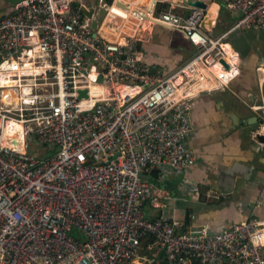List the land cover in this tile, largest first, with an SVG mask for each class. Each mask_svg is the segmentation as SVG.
I'll return each mask as SVG.
<instances>
[{"label":"built area","instance_id":"built-area-1","mask_svg":"<svg viewBox=\"0 0 264 264\" xmlns=\"http://www.w3.org/2000/svg\"><path fill=\"white\" fill-rule=\"evenodd\" d=\"M105 1L100 20L102 0H21L0 17V264H138L146 236L167 264H264L254 218L211 233L144 211L159 206L150 174L194 165L190 101L239 74L224 39L264 31V0H218L236 16L218 37L207 10L177 0ZM154 25L195 47L168 73L137 48ZM248 107L264 122L262 97Z\"/></svg>","mask_w":264,"mask_h":264},{"label":"crops","instance_id":"crops-1","mask_svg":"<svg viewBox=\"0 0 264 264\" xmlns=\"http://www.w3.org/2000/svg\"><path fill=\"white\" fill-rule=\"evenodd\" d=\"M152 1L136 4L147 6ZM204 1L208 4L207 20L213 23L209 34L218 37L228 30V18L234 14L216 0ZM225 42L237 53L235 59L238 54L242 57L238 62L240 72L225 89L202 92L190 101L191 131L187 144L195 151V163L186 173L165 170L150 174L159 206L146 203L144 211L152 219L178 218L187 226H202L211 233L254 218L261 222L264 250V150L263 143L253 139L256 132L264 133V122L259 112L248 107L249 103L261 102V74L256 67L264 62V57L253 49L244 52L231 41ZM138 45L142 58L164 73L186 62L195 51L182 33L158 25L146 28ZM260 48L264 49V45ZM253 116L256 119H251L250 124L238 123ZM152 240L153 237L146 236L141 241V248L150 255L140 256L142 260L149 259V264L160 257ZM138 264L144 262L139 259Z\"/></svg>","mask_w":264,"mask_h":264},{"label":"rangeland","instance_id":"rangeland-1","mask_svg":"<svg viewBox=\"0 0 264 264\" xmlns=\"http://www.w3.org/2000/svg\"><path fill=\"white\" fill-rule=\"evenodd\" d=\"M133 1V0H132ZM145 2V1H144ZM13 3H11L9 0H0V16L5 15L10 8H12ZM231 18H228V24H232L234 21H236V16L235 15H231ZM223 18L226 19L224 13H223ZM100 20V18H99ZM224 30V29H223ZM172 38L175 39L176 35H172ZM225 40L231 41L233 43V45L237 48L243 47L246 50L248 49H253L254 53H256L257 55L259 54L261 57H264V49L260 48L262 45H264V31H253V30H240L237 29L234 31V33H232L229 37L225 38ZM238 62H240L242 60V57H240V54H238ZM153 71H157L158 69L156 68H152ZM4 73V71H0V74ZM258 102V101H257ZM28 151H33V150H38V145H36L34 140H28ZM39 153H41V148H39L38 150ZM72 236L80 239V240H85L86 237L79 233V231L77 229H72L69 232ZM140 254L144 255L145 258L149 257V253L147 251H143V249L141 248L140 250ZM142 262H144V264H149V259L147 260H142Z\"/></svg>","mask_w":264,"mask_h":264},{"label":"water","instance_id":"water-1","mask_svg":"<svg viewBox=\"0 0 264 264\" xmlns=\"http://www.w3.org/2000/svg\"><path fill=\"white\" fill-rule=\"evenodd\" d=\"M11 3H16V2H19L21 0H9ZM177 2H179L180 4L182 5H185V6H191V7H198V8H201L203 10H207V7H208V4L207 2H205L204 0H177ZM105 3L106 1L105 0H102V3H101V7L99 8V18L101 19L104 14H105ZM88 6H90V4L88 3ZM84 13L88 16L91 15V10L89 11H85L83 10ZM189 8H186L185 9V12H184V17H187L189 15ZM210 21V20H208ZM97 27V21H93L92 22V28L95 29ZM139 45L137 46V48L139 49ZM260 93H261V97L262 99L264 100V81L261 83L260 87ZM85 94V90H81L80 91V95H84ZM251 119H256L255 116H253L252 118H250L249 120H239L238 123L240 124H247V123H251L253 120ZM253 139L255 141H257L258 143H263L262 144V150H264V133H260V132H256L253 136ZM20 150H22V147L19 146ZM162 255V253H160V256Z\"/></svg>","mask_w":264,"mask_h":264},{"label":"bare ground","instance_id":"bare-ground-1","mask_svg":"<svg viewBox=\"0 0 264 264\" xmlns=\"http://www.w3.org/2000/svg\"><path fill=\"white\" fill-rule=\"evenodd\" d=\"M132 1V0H131ZM145 0H133L132 2L134 3V4H136V3H142V2H144ZM107 18H109V17H107ZM225 48H226V50H228V52L231 54V55H233V59L235 60V58H236V56H235V54H234V51L232 50V48L228 45V44H226L225 45ZM219 67V65L218 64H215L214 66H213V69L214 70H216L217 68ZM8 74L7 73H1L0 74V82H3V83H5V82H11V81H9L10 80V78H8ZM25 91H27V89L25 90ZM13 128V129H12ZM14 128H19V126L17 125V124H15L14 122H9L8 123V126H7V129L9 130V131H11V134H14V136H16V134H15V131H14Z\"/></svg>","mask_w":264,"mask_h":264},{"label":"trees","instance_id":"trees-1","mask_svg":"<svg viewBox=\"0 0 264 264\" xmlns=\"http://www.w3.org/2000/svg\"><path fill=\"white\" fill-rule=\"evenodd\" d=\"M111 0H107V2H110ZM216 2H218V3H220L218 0H216ZM168 6V4L167 3H161V2H159V3H157V9L159 10V9H161V8H165V7H167ZM3 16V15H2ZM1 17V16H0ZM240 50H242V51H246L245 50V48H240ZM244 55H245V53H243ZM153 241V240H152ZM151 264H167L166 263V261L160 256V257H157L156 259H155V261L154 262H152Z\"/></svg>","mask_w":264,"mask_h":264}]
</instances>
